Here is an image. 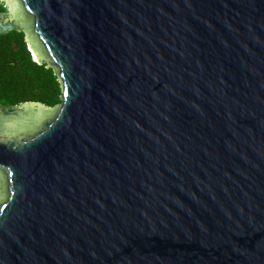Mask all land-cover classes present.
Here are the masks:
<instances>
[{
    "label": "water",
    "instance_id": "95a60500",
    "mask_svg": "<svg viewBox=\"0 0 264 264\" xmlns=\"http://www.w3.org/2000/svg\"><path fill=\"white\" fill-rule=\"evenodd\" d=\"M0 1V264H264V0Z\"/></svg>",
    "mask_w": 264,
    "mask_h": 264
},
{
    "label": "trees",
    "instance_id": "16d2710c",
    "mask_svg": "<svg viewBox=\"0 0 264 264\" xmlns=\"http://www.w3.org/2000/svg\"><path fill=\"white\" fill-rule=\"evenodd\" d=\"M0 1V13L4 12ZM22 31L0 34V106L34 101L49 107L61 103V85L52 69L32 57Z\"/></svg>",
    "mask_w": 264,
    "mask_h": 264
}]
</instances>
